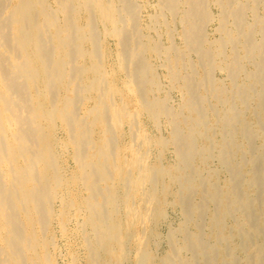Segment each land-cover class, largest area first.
<instances>
[{"label":"bare ground","instance_id":"obj_1","mask_svg":"<svg viewBox=\"0 0 264 264\" xmlns=\"http://www.w3.org/2000/svg\"><path fill=\"white\" fill-rule=\"evenodd\" d=\"M0 264H264V0H0Z\"/></svg>","mask_w":264,"mask_h":264},{"label":"rangeland","instance_id":"obj_2","mask_svg":"<svg viewBox=\"0 0 264 264\" xmlns=\"http://www.w3.org/2000/svg\"><path fill=\"white\" fill-rule=\"evenodd\" d=\"M151 1H153V3H154L156 0H151Z\"/></svg>","mask_w":264,"mask_h":264}]
</instances>
